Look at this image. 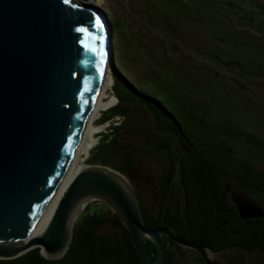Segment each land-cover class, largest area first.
<instances>
[{
	"label": "trees",
	"instance_id": "obj_1",
	"mask_svg": "<svg viewBox=\"0 0 264 264\" xmlns=\"http://www.w3.org/2000/svg\"><path fill=\"white\" fill-rule=\"evenodd\" d=\"M127 2L140 29L121 65L112 53L117 101L101 113L98 124H109L85 161L127 176L123 155L142 148L122 135L130 132L135 139L131 133L145 127L150 143L145 151L161 167L154 209L138 196L144 224L167 225L215 251L264 255V216L242 220L227 192L230 187L264 209V0ZM101 8L113 38L122 25L109 8ZM133 106L148 114L145 123L137 120ZM92 203L99 205L88 212ZM162 240L166 264H205L197 251L166 236ZM147 247L155 255L154 243L147 240ZM219 261L246 264L240 258ZM0 264L142 262L119 217L94 200L77 216L61 258L48 259L34 247Z\"/></svg>",
	"mask_w": 264,
	"mask_h": 264
},
{
	"label": "water",
	"instance_id": "obj_2",
	"mask_svg": "<svg viewBox=\"0 0 264 264\" xmlns=\"http://www.w3.org/2000/svg\"><path fill=\"white\" fill-rule=\"evenodd\" d=\"M93 1L0 0V259L34 247L61 258L77 216L99 200L129 230L142 264H166L163 236L205 264H227L172 227H147L131 181L112 167L86 163L64 188L102 85L113 79L112 32ZM234 202L242 220L264 216L251 199Z\"/></svg>",
	"mask_w": 264,
	"mask_h": 264
},
{
	"label": "rangeland",
	"instance_id": "obj_3",
	"mask_svg": "<svg viewBox=\"0 0 264 264\" xmlns=\"http://www.w3.org/2000/svg\"><path fill=\"white\" fill-rule=\"evenodd\" d=\"M93 2L96 3L99 7L105 6L109 8L111 10L110 12H112V14L114 15L115 22H119V24L122 25V28L121 29L119 28V30L114 33L116 35H114L111 41L112 43L113 42L117 43L116 45L111 46L112 48L111 52L114 54L115 57L118 58L119 65H121L122 60L120 58L121 56H124L123 53H125V51L129 49L128 44L131 40V37H133V35H135V33H137V31H139L140 29L139 18L137 16H134V14L132 13L131 9L128 7L129 4L127 0H94ZM112 77H113V70H112ZM112 84H113V79L111 85L108 86V92L111 96L114 97V103L112 104L114 105L117 101V98L113 94L111 88ZM132 109L135 115L137 116V120H139L142 123H145L148 118V114H146V112H144V110L138 106H133ZM103 111L105 110H102V112ZM101 113L96 118L95 123H99V118ZM108 124L109 122H105L103 124L104 128H106ZM104 128L95 135L99 134L100 132H103ZM128 133L130 132L127 133L124 132V135H122L124 137L123 140L135 143L142 149H136L125 152L120 163H125L127 161L128 163L126 168L127 177L131 181L137 195L140 197V200L142 201L144 206H146L149 210H153L155 207V197H156L155 195L156 183H157L156 178H158V172L161 166L157 161H155L154 158L148 155V153L145 151L146 148H148L150 145L149 131H147L145 127L139 126L136 131L131 133L133 138L135 139L129 138ZM88 155L89 154L83 155L82 158H80L77 161L78 164L86 165L87 162L85 160L88 157ZM230 189H231L230 187H227V192L230 200L234 202L235 198L237 197V193ZM176 196L178 198H181L178 189H176ZM98 205L92 203L87 211L88 212L92 211L94 208L98 207ZM84 207L82 211L84 210ZM228 258H234V259L240 258L246 264H262V262H264V255L262 253L256 251L246 252L238 249L234 250V248L227 249L223 253H220L217 259L226 260ZM192 264H196V263L192 262Z\"/></svg>",
	"mask_w": 264,
	"mask_h": 264
},
{
	"label": "bare ground",
	"instance_id": "obj_4",
	"mask_svg": "<svg viewBox=\"0 0 264 264\" xmlns=\"http://www.w3.org/2000/svg\"><path fill=\"white\" fill-rule=\"evenodd\" d=\"M111 82H112V79L110 78V75H109L102 85L100 95L93 109L91 119L89 120L90 123L87 128L86 134L84 135L81 145L80 147H78L79 149L69 167V174H68L69 176L67 178L64 188L67 186L70 180L75 176L78 170L84 166V165L78 164L77 161L80 158H82L83 155L89 153V150L91 149V147H93L97 142V135L95 134L104 128L103 124L95 123V120L99 116V114L102 112V110L108 109V107H110L114 103V97L111 96L108 92V86L111 85Z\"/></svg>",
	"mask_w": 264,
	"mask_h": 264
},
{
	"label": "flooded vegetation",
	"instance_id": "obj_5",
	"mask_svg": "<svg viewBox=\"0 0 264 264\" xmlns=\"http://www.w3.org/2000/svg\"><path fill=\"white\" fill-rule=\"evenodd\" d=\"M170 239V238H169ZM171 240V239H170ZM172 241V240H171ZM173 242V241H172ZM184 248V247H183ZM187 250H189V251H195V250H193V249H190V248H186ZM225 250H220V251H218L216 254H215V259H217L218 258V256H219V254L220 253H223ZM218 260V259H217ZM219 261V260H218Z\"/></svg>",
	"mask_w": 264,
	"mask_h": 264
},
{
	"label": "snow or ice",
	"instance_id": "obj_6",
	"mask_svg": "<svg viewBox=\"0 0 264 264\" xmlns=\"http://www.w3.org/2000/svg\"><path fill=\"white\" fill-rule=\"evenodd\" d=\"M69 2V0H65V3H68ZM82 31H83V29H81Z\"/></svg>",
	"mask_w": 264,
	"mask_h": 264
}]
</instances>
